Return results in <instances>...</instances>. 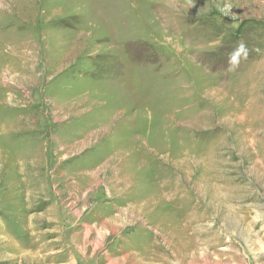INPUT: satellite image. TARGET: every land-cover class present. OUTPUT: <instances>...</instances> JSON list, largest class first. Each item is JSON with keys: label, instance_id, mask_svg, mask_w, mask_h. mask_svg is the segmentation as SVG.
Returning <instances> with one entry per match:
<instances>
[{"label": "rangeland", "instance_id": "1", "mask_svg": "<svg viewBox=\"0 0 264 264\" xmlns=\"http://www.w3.org/2000/svg\"><path fill=\"white\" fill-rule=\"evenodd\" d=\"M69 263L264 264V0H0V264Z\"/></svg>", "mask_w": 264, "mask_h": 264}, {"label": "bare ground", "instance_id": "2", "mask_svg": "<svg viewBox=\"0 0 264 264\" xmlns=\"http://www.w3.org/2000/svg\"><path fill=\"white\" fill-rule=\"evenodd\" d=\"M76 251H77L76 254H77V257L79 258V261L82 262V260H83V250L78 248ZM85 254H86V253H85ZM74 257H75V256H74ZM77 261H78V260H77ZM69 264H73V263H69Z\"/></svg>", "mask_w": 264, "mask_h": 264}]
</instances>
